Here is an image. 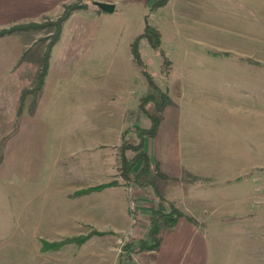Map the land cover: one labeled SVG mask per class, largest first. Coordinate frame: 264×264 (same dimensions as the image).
I'll return each mask as SVG.
<instances>
[{"label":"rangeland","instance_id":"rangeland-1","mask_svg":"<svg viewBox=\"0 0 264 264\" xmlns=\"http://www.w3.org/2000/svg\"><path fill=\"white\" fill-rule=\"evenodd\" d=\"M155 1L71 0L65 5L86 7L75 15L74 24L70 22L63 38L68 42L55 50L52 76L33 95L28 110L33 120L39 122L38 142L34 145L39 169L35 178L40 180L39 208L38 205L33 208L32 190H25L23 223L18 224L16 194L28 178L9 173L0 176V264H33L34 260L38 264H114L121 247L135 239L138 219L133 223L132 218L138 214L139 200L147 196H142L144 187L128 185L121 176L119 151L123 143L136 141V128L149 122L138 109L147 84L130 52V43L142 33L144 21L158 30L160 48L169 61L164 75L158 53L145 39L139 41L146 70L163 90L167 92L169 81L175 90L182 85L190 89L189 82L180 78L195 72L202 78L199 84L217 86V94L222 93L230 106L243 109L256 106L263 117L264 131V0H202L199 12L195 13V33L191 32L193 17L176 12L175 0L151 12ZM105 2L113 5L112 12L98 7ZM58 18L45 20L32 29L47 28L49 44ZM181 28L184 31L180 32ZM224 74L228 75L220 80ZM169 95L174 105L183 98L181 89ZM261 146L262 158L248 163L257 168L258 181L264 189V136ZM23 147L28 149V156L31 150ZM12 167L13 162H7L4 169L9 172ZM111 182H116L126 199L131 224L124 234L112 238L111 252L100 258L92 254L97 244L88 241L67 247L66 253L55 252L54 257L42 251L38 257V246L41 248L38 238L61 237L46 224L35 225L38 218L59 216L65 211L61 207H46L50 188L56 192L50 196L62 204L61 196L69 190ZM129 187L135 194L136 206L132 211L128 203ZM262 196L264 203V191ZM86 200L87 207L95 206L96 197L88 196ZM71 202L70 208L65 209L66 213L74 214L79 207ZM212 232L208 264H264V204L254 217L225 218L212 226ZM101 236L93 235L92 240ZM21 250L26 256L18 254ZM135 261L143 264L140 259Z\"/></svg>","mask_w":264,"mask_h":264},{"label":"crops","instance_id":"crops-1","mask_svg":"<svg viewBox=\"0 0 264 264\" xmlns=\"http://www.w3.org/2000/svg\"><path fill=\"white\" fill-rule=\"evenodd\" d=\"M175 1L176 12L193 17L191 32L195 33V13L199 12L202 0ZM70 2L71 0H0V30L54 20L62 15L64 6ZM81 10L71 12L62 22L59 37L49 51L47 72L41 89L47 78L52 76L51 66L56 48L68 42L63 40L64 33H67L70 22L74 24L73 18ZM48 38L47 28L15 30L0 35V176L9 173L18 177L25 175L28 178L26 184L22 183L18 187L16 194L20 214L16 219L21 225L25 190H32V199H28L32 200L33 208L36 209L39 202L37 186L40 183L39 178H35L39 176V169L36 168L34 151V145L38 142L36 135L39 122L28 114L33 93L23 91L31 90L37 82ZM226 75L228 74L220 77V80H224L222 78ZM201 79L195 72L183 74L180 80L189 82L191 88L182 85L176 90L169 81L167 93L170 104L157 113V135L145 141V150L150 157V170L143 179L149 185L143 188L145 194L142 196L147 198L139 200L136 214L137 235L131 242L146 239L150 212L154 209L167 211L170 204L183 217L172 227H159V245L156 250L137 252L126 264H135L136 259H140L143 264H208L212 226L220 224L228 217H254L263 208L261 197L264 189L258 181L260 173L253 164L248 163L262 158L259 155L264 136L261 111L258 112L256 106L245 109L230 106L225 102L226 98L222 93L217 94V86L201 85ZM179 89L183 98L179 104L174 105L169 93H177ZM238 102L236 101L239 105ZM149 125L145 121L142 128ZM23 145L31 150L28 156V149ZM7 162H13L9 172L4 169ZM103 184L105 183L96 186L84 185L69 190L70 197L66 193L61 196L62 204H57L55 197L50 196L56 194L55 188H50L46 207H61L65 211L62 215L49 214L41 220L38 218L37 223L35 221V225L46 224L61 234L59 239H43L56 242L96 232L102 236L96 240H92V236L88 240L98 246L92 254L101 258L108 251L111 252L109 245L112 238L124 234L131 225L123 193L115 185L84 195H74L80 190ZM51 186L50 183L49 187ZM88 196L96 197L95 206L87 207ZM71 201L79 207L74 214L71 211L66 213L65 209L70 208ZM187 218L202 226H195ZM88 225L95 231H89ZM72 245L75 244L42 253L54 257L55 252L66 253L67 247ZM38 251L39 257V246ZM18 254L21 257L26 256L23 250ZM118 260L117 255L114 264ZM37 262L34 260L33 264H38Z\"/></svg>","mask_w":264,"mask_h":264},{"label":"trees","instance_id":"trees-1","mask_svg":"<svg viewBox=\"0 0 264 264\" xmlns=\"http://www.w3.org/2000/svg\"><path fill=\"white\" fill-rule=\"evenodd\" d=\"M168 1L169 0H156L152 4L150 11L153 12L158 8L165 6ZM85 7L86 6L82 4H72L70 6H64V11L62 15L56 21V32L51 38L47 50L45 52L42 69L39 73L37 83L31 90L23 91V93L30 92L35 95L41 89L47 72L49 51L54 42L59 37L61 23L68 17L71 12L81 10ZM37 27L38 24L34 23L12 26L8 29L0 30V35L11 33L15 30L32 29ZM141 39H145L150 48L156 53H158L161 59V71L164 75H167L165 71V66L168 65L169 61H167L164 52L160 48V34L158 30L155 27L149 25L146 21H144V28L142 33L139 37H136L130 43V52L135 64L140 69L141 75L143 76L147 84V90L145 92V95L139 100L138 109L142 114H144L148 118L150 125L147 128H136L134 132L136 141L131 143H123L120 147L119 157L121 176L124 180H126V183L128 185L132 184L138 187H145L148 186L149 183L144 181L143 178L150 170V157L147 151L145 150V141L146 139L153 138L157 135V131L159 128V119L157 113L162 111L165 107L170 104V99L168 93L158 85L156 80H154V78L146 70L138 48V44ZM129 154H131V156H129ZM191 179L196 180L198 178L191 177ZM115 185H117L116 182H111L97 187L80 190L74 195H84L94 191H100L102 189ZM181 217H183V215L174 206L170 204H168L167 211H163L160 208L152 210L150 212V222L146 234V239L138 240L136 244L132 242L125 243L120 249V255L117 264H126L127 262L132 260L133 255L137 252H147L156 250L159 245V240L157 238L159 227L161 225L172 227L177 223V221ZM187 219L197 227L202 226L197 221H194L191 218ZM93 235L100 234L92 232L85 236L66 238L64 240L56 242H47L45 240H40L41 251H55L69 244L81 246L86 243Z\"/></svg>","mask_w":264,"mask_h":264},{"label":"built area","instance_id":"built-area-1","mask_svg":"<svg viewBox=\"0 0 264 264\" xmlns=\"http://www.w3.org/2000/svg\"><path fill=\"white\" fill-rule=\"evenodd\" d=\"M133 192H134L133 189L131 187H129V189H128V196H129L128 203H129V209L131 211L134 210L135 206H136V204H135V194ZM136 220H137V217L133 215L132 222L134 223ZM148 264H152V263H148Z\"/></svg>","mask_w":264,"mask_h":264},{"label":"water","instance_id":"water-1","mask_svg":"<svg viewBox=\"0 0 264 264\" xmlns=\"http://www.w3.org/2000/svg\"><path fill=\"white\" fill-rule=\"evenodd\" d=\"M98 7H99L101 10H103V11H105V12H108V13H110V12L113 11V5H112V4L100 3V4H98Z\"/></svg>","mask_w":264,"mask_h":264}]
</instances>
